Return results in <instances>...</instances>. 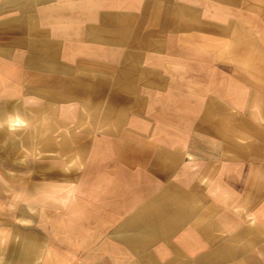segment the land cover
Here are the masks:
<instances>
[{"label": "crops", "instance_id": "obj_1", "mask_svg": "<svg viewBox=\"0 0 264 264\" xmlns=\"http://www.w3.org/2000/svg\"><path fill=\"white\" fill-rule=\"evenodd\" d=\"M0 264H264V0H0Z\"/></svg>", "mask_w": 264, "mask_h": 264}]
</instances>
